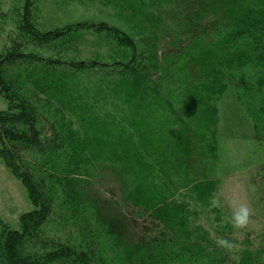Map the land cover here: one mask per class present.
Wrapping results in <instances>:
<instances>
[{
    "label": "trees",
    "instance_id": "1",
    "mask_svg": "<svg viewBox=\"0 0 264 264\" xmlns=\"http://www.w3.org/2000/svg\"><path fill=\"white\" fill-rule=\"evenodd\" d=\"M116 1L120 15L135 19L138 43L104 23L42 30L34 0H0V18L9 2L15 13L0 48V160L33 206L19 230L0 222V264H177L191 241L186 219L177 221L169 204L145 202L124 166L92 153L79 129L65 135V124L42 118L47 106L107 119V96H129L141 114L169 68L184 61L188 98L214 117L232 70L252 61L264 78V0ZM89 37L106 45L108 65L66 58ZM80 77L97 78L95 92ZM220 262L264 264V246Z\"/></svg>",
    "mask_w": 264,
    "mask_h": 264
},
{
    "label": "rangeland",
    "instance_id": "2",
    "mask_svg": "<svg viewBox=\"0 0 264 264\" xmlns=\"http://www.w3.org/2000/svg\"><path fill=\"white\" fill-rule=\"evenodd\" d=\"M116 5V0H34L32 14L42 30L104 23L138 43L135 19L120 15ZM1 11L6 15L0 18V48L15 17L11 2ZM93 41L89 37L79 44V54L66 58L108 65L113 57L109 58L106 45L96 48ZM252 63L232 70V80L214 104V117L200 112L188 98L184 61H180L169 68L156 90L159 96L153 93L141 114L129 109V96L126 101L108 95L107 119L94 114L79 119L61 113L56 105H46L42 118L65 124V135L66 129H79L92 153L107 154L124 166L128 184L137 187L145 202L169 204L177 221H188L191 241L177 264H222V256L236 260L245 249L264 246V78ZM96 79L80 77L79 81L92 93ZM5 108L0 92V110ZM174 153L183 155L178 158ZM241 204L249 208V222L235 229L230 217ZM32 210L26 190L0 160V222L19 230V216ZM221 237L234 246L220 247Z\"/></svg>",
    "mask_w": 264,
    "mask_h": 264
},
{
    "label": "clouds",
    "instance_id": "3",
    "mask_svg": "<svg viewBox=\"0 0 264 264\" xmlns=\"http://www.w3.org/2000/svg\"><path fill=\"white\" fill-rule=\"evenodd\" d=\"M249 215L250 211L248 206L246 204H241L232 211L230 223L235 229H242L248 224ZM217 243L220 247L224 248H231L234 246L229 240L222 237L218 238Z\"/></svg>",
    "mask_w": 264,
    "mask_h": 264
}]
</instances>
